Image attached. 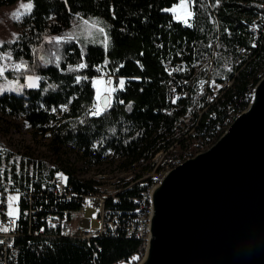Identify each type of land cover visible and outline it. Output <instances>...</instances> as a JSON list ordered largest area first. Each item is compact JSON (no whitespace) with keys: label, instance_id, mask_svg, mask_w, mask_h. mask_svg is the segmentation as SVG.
Listing matches in <instances>:
<instances>
[{"label":"trees","instance_id":"1","mask_svg":"<svg viewBox=\"0 0 264 264\" xmlns=\"http://www.w3.org/2000/svg\"><path fill=\"white\" fill-rule=\"evenodd\" d=\"M18 1L0 0V7ZM25 1H31L32 9L21 19L15 41L4 43L1 49L9 50L14 61L23 63L22 74L35 76L38 85L25 88L19 95L0 93V113L22 117L34 136L43 137L49 132V147L54 155L68 147L87 163L101 164L109 152L111 159L120 160V168L134 171L136 180L141 172L150 169L155 153L175 143V123L188 108L194 107L193 123L185 126H194V140H198L195 145L208 144L219 137L230 116L247 108L249 93L264 75V48L258 45L233 74L234 61L240 58L239 48L251 47L248 25L264 12V0H187L191 17L186 24L169 12L180 0ZM95 19L102 20L108 49L66 36L75 22ZM100 68L122 80V86L113 92L109 107L99 111L93 99L92 80L102 73ZM168 70L185 83L177 88L182 96L169 99ZM201 78L233 81L222 90L220 99L207 105L204 97L201 104L196 103ZM162 109H166L165 113ZM187 130L190 147V135L194 133ZM175 153L170 156L185 155ZM29 162L37 171L32 178L16 173L15 168L5 173L21 195L31 186L34 188L35 221L30 222L34 217L26 213V202L21 201L18 225L22 232L15 239L18 264H112L139 249L137 240L122 236L100 238L96 243L101 252L94 262L92 247L84 240L59 237L57 230L47 229V212L56 210L60 214L77 207L75 202L41 190L59 171L57 165L40 160ZM64 172L74 192L92 189L93 181L77 179L74 169ZM117 185L123 190L117 195L116 208L132 210L131 198L143 185H130L125 179Z\"/></svg>","mask_w":264,"mask_h":264},{"label":"water","instance_id":"2","mask_svg":"<svg viewBox=\"0 0 264 264\" xmlns=\"http://www.w3.org/2000/svg\"><path fill=\"white\" fill-rule=\"evenodd\" d=\"M151 205L139 264H264V75L212 146L164 174Z\"/></svg>","mask_w":264,"mask_h":264},{"label":"rangeland","instance_id":"3","mask_svg":"<svg viewBox=\"0 0 264 264\" xmlns=\"http://www.w3.org/2000/svg\"><path fill=\"white\" fill-rule=\"evenodd\" d=\"M32 6L33 5L31 1L19 0L12 5L0 7V93L12 92L19 95L25 88H34L38 85V79L35 76L28 75L26 73L22 74V70L25 68V65L23 63L14 61L13 56L9 50L4 51L1 49L4 43H12L15 41L18 34L20 33V21L25 15L30 13ZM169 12L173 14L176 20L181 21L184 24H186L191 17L190 5L188 4L187 0H180V3L176 7L170 9ZM95 20H89L87 22L83 20L80 23L75 22L72 28L67 30L66 36L68 38H76L77 40H80V43L84 41V44L99 45L104 49H108L109 41L106 38V34L103 29L104 25L101 23L102 20ZM211 59L212 58H210V60ZM100 71L102 73L92 80V87L94 89L93 99L95 101L96 109L99 111L101 109L99 106L100 98L104 95H107L110 99V102H112L113 92L115 91V89H119L122 86V80H120L118 77L111 75V73L109 72L106 73L102 68H100ZM167 74L169 76V82L167 84L169 99H172L176 96H182L183 94L180 91L178 92V89H180L185 84L184 82H182L183 80L178 81V78L176 76L174 77V74L171 70H168ZM197 83H199V81ZM229 86L231 85H228V87ZM220 89L221 88H216L215 90H213L214 95L218 94ZM196 92V103L201 104L202 98L199 95L200 93L198 92V90ZM205 110L206 107H204V109H200V115L203 114ZM243 110H241L238 114H240ZM160 111L162 113H165L166 109H162ZM193 111L194 107H190L181 117H179V120L175 123L174 126L175 133H178L175 143L166 149L160 150L161 152H167V154L169 151L170 153L184 152V158L186 157L184 159L185 161L197 155L198 153L204 152L205 149H202L201 147L207 148L208 146H210L208 144L196 147L197 145H195V143H197L198 140L193 141L190 147L187 146L189 142V140L187 139L188 135L190 134L188 133L189 130H187V128L191 129L193 131L192 133H195V128L194 126L191 128H186V126L184 125L193 123ZM211 117L213 118L215 116L212 115ZM178 129L181 131L180 134L178 132ZM49 134L50 133L48 132L43 137L34 136L32 134L30 126L22 117L5 116L0 113V216L2 215V210H5V212H7V215H9L12 219H14L15 221L18 220L21 213V197L23 196H26L25 200L29 202L28 207L30 206V204L33 205L34 189H30L22 196L18 190L12 187L13 183L5 177V173H8L12 168H15L16 173H26L28 176H31V178L33 175L36 176L37 171L33 167L32 163L29 162L30 160H40L50 166L57 165L59 167V171L54 173L53 176H61L62 178L60 179L63 182L65 181L67 185L68 178L64 170H67L68 168L75 170V176L77 179L82 181H93L92 189H82L80 193L75 192L78 196H84L89 193H94V191H99L98 188H100L101 191L96 192V194L98 195H105L107 197H110L113 193L117 196L123 190L119 189V187L117 188V183L121 179H125V183L129 182L130 185L137 184V186L146 184L151 179V173H149V171L152 170V165H150L151 170H147L146 173L141 172V177L139 176L135 180L133 179L135 176V174H133L134 171L130 170L127 172L120 168V160L114 158L111 159L109 156V152L106 153L107 158H105L101 164L87 163L80 157L78 152L73 151L68 147L64 148L59 153V155H54L49 147ZM191 152H194L193 155ZM154 155L151 158V162L152 159L156 156ZM162 158H164V154H159L155 157V159H157L156 165L158 167H161L163 165ZM30 188L33 187L31 186ZM41 190L44 189L41 188ZM94 213L95 210L93 208H90L85 211L83 217L80 214H75L71 221L72 226L75 225L73 227V231L76 232L79 229L89 230L92 232L96 231L98 228V224L96 218L93 217ZM35 220L36 218H33L31 222ZM46 221L47 223L51 222L50 219H47ZM50 225L52 227L55 226L53 222L52 224L50 223ZM4 229L5 227L0 221V231H3ZM17 232H20L18 228ZM36 233L37 232H35V234ZM39 233H44L43 228L39 229Z\"/></svg>","mask_w":264,"mask_h":264},{"label":"built area","instance_id":"4","mask_svg":"<svg viewBox=\"0 0 264 264\" xmlns=\"http://www.w3.org/2000/svg\"><path fill=\"white\" fill-rule=\"evenodd\" d=\"M264 9V5L261 6ZM249 32L251 33V47L248 49L238 50V56L234 61L236 67L233 74L238 72L239 65L242 60L245 61L250 59L252 51L257 49V45L264 48V12L262 15H257L248 25ZM212 63V59L209 60ZM228 81L216 82L209 78H201L198 83V92L201 98L205 100L207 105L215 103L221 98L222 90ZM221 88L218 94L214 95L213 90ZM251 95L249 93L250 101ZM206 106V105H205ZM227 111L230 110L229 106L226 107ZM245 110V109H244ZM243 110V111H244ZM242 111V112H243ZM241 112V113H242ZM214 116V115H213ZM195 133L190 135V141L194 140ZM206 141V139L204 140ZM171 154V153H170ZM184 160V158H183ZM176 161H170V165L166 167H158L157 178L150 183L140 187V192L137 196L131 198L133 203L132 210H119L115 205L119 203V199L116 195L107 197L105 195L98 194H86L84 196H78L74 192L70 185L62 181L59 177H52L49 179L47 186H43V192L46 191L55 197L63 198L66 201L75 202V209L64 210L60 214H56L57 211L50 210L46 214L45 227L47 229L57 230V235L63 238L70 239H81L84 240L88 247H92L94 262L97 259V254L101 252V248L98 246L96 241L100 238H116L124 237L127 239L137 240L140 242V247L137 251L129 255L127 258L114 262L112 264H139L143 259L148 240H149V223L152 216V205L151 198L153 189L157 186L159 181L162 179L165 173L173 168ZM34 189V188H29ZM27 193V192H26ZM25 191L22 193V196ZM26 202L25 210L26 213L34 217L33 205L30 204L26 199V196L21 197ZM93 208L95 213L93 217L96 218L98 228L92 232L89 230H78L73 231L72 219L75 214H80L82 217L87 209ZM81 217V218H82ZM0 221L4 225L5 229L0 231V264H18V247L15 244V239L21 234V226L18 225V220L12 219L5 210H2ZM20 218V215H19ZM35 218V217H34ZM47 219L51 220L55 226H51L47 223ZM31 222V221H30ZM17 228L20 232H17ZM78 229V228H77Z\"/></svg>","mask_w":264,"mask_h":264},{"label":"bare ground","instance_id":"5","mask_svg":"<svg viewBox=\"0 0 264 264\" xmlns=\"http://www.w3.org/2000/svg\"><path fill=\"white\" fill-rule=\"evenodd\" d=\"M259 12V11H258ZM257 15H262V11H261V13L259 12ZM241 47H243V46H241ZM245 47V46H244ZM247 47V46H246ZM239 50H243V48H239ZM232 81H233V79H231V80H229L228 82H226V84H225V86H224V88L225 87H228V85H231V83H232ZM197 90H198V88H197ZM250 94H252V92L250 93ZM247 95V97H248V94H246ZM239 115V114H238ZM232 117V118H231ZM235 118V116H230V119H229V124H230V122L233 120ZM182 120V119H181ZM182 123V122H181ZM180 123V124H181ZM229 124L225 127V129L222 131V133L219 135V137L224 133V131L227 129V127L229 126ZM179 125V124H178ZM185 126V125H184ZM181 127V126H180ZM218 137V138H219ZM218 138H216L215 140H211L208 144L210 145V146H212L213 144H214V142H216V140L218 139ZM208 144H201V146L203 145H208ZM200 147V145H197V147ZM210 146H208L207 148H203V147H201L202 149H205V150H207ZM201 149V150H202ZM204 150V151H205ZM198 151V150H197ZM200 151V150H199ZM192 153V152H191ZM194 153V152H193ZM193 153H192V155H193ZM197 153V152H196ZM159 154H164V158H162L163 159V165L161 166V167H166V165H170V161H176V164H174V166H173V168H171V169H174V168H176L177 166H180L183 162H184V160H183V158H184V156H180L179 154H176L175 156H170V153H166V152H158V154L156 153L155 155L157 156V155H159ZM154 155V156H155ZM166 155H168V156H166ZM188 155V154H187ZM155 156V157H156ZM161 156V155H160ZM155 157L152 159V162H150L151 163V165H152V170L151 171H149V173H151L150 175H151V179H150V181L149 182H147V183H150V182H152L153 180H155V178H157V174H158V166L156 165L157 164V162H156V160L157 159H155ZM168 157V158H167ZM167 158V159H166ZM186 158V157H185ZM184 158V159H185ZM160 159V158H159ZM159 164V163H158ZM160 165V164H159ZM148 167V166H147ZM147 172V171H146ZM157 173V174H156ZM145 175V174H144ZM149 175V174H148ZM64 176H66V175H64ZM54 177V176H53ZM141 177V176H140ZM144 178H146V177H144ZM148 178V177H147ZM149 178H150V176H149ZM143 179V178H142ZM140 180V179H139ZM148 180V179H147ZM68 181V180H67ZM145 181V180H144ZM143 182V181H142ZM146 183V184H147ZM143 185H145V184H143ZM99 189V191H95L94 193H89V194H96V192H101L100 191V188H98ZM117 189V188H116ZM115 190V189H114ZM88 193V192H87ZM102 194V193H101ZM108 195V194H107ZM110 195V194H109ZM111 195H114L113 193L111 194ZM89 225V224H88ZM75 226V225H74ZM73 226V227H74ZM79 226V225H78ZM77 226V227H78ZM76 228V227H75Z\"/></svg>","mask_w":264,"mask_h":264}]
</instances>
